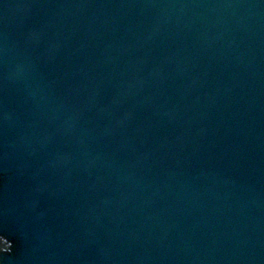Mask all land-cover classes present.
<instances>
[{"label": "water", "instance_id": "1", "mask_svg": "<svg viewBox=\"0 0 264 264\" xmlns=\"http://www.w3.org/2000/svg\"><path fill=\"white\" fill-rule=\"evenodd\" d=\"M0 264H264V0H0Z\"/></svg>", "mask_w": 264, "mask_h": 264}]
</instances>
